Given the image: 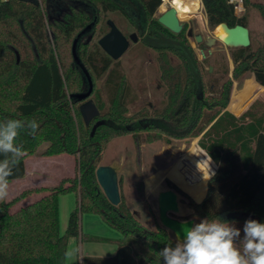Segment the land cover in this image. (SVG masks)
Instances as JSON below:
<instances>
[{
	"label": "trees",
	"instance_id": "16d2710c",
	"mask_svg": "<svg viewBox=\"0 0 264 264\" xmlns=\"http://www.w3.org/2000/svg\"><path fill=\"white\" fill-rule=\"evenodd\" d=\"M60 1L0 0V121L26 119L39 124L35 136L21 130L16 142L25 155L8 181L25 176L24 160L42 143L47 144L42 156H72L77 173L54 187L25 191L0 203V264H66L71 240L117 246L112 258L83 257L80 264H163L159 252L175 245L173 236L158 223L152 230L140 223L122 200L119 178L120 203L116 207L107 201L95 178L106 144L127 135L137 147L166 139L199 138L196 146L216 168L211 179H205L209 176L207 166L191 156L189 166L182 168L178 163L172 170L181 173L187 169L197 175L192 188L200 193L201 202H191L192 214L182 220L220 218L241 229L242 235L246 220L264 223V43L253 48L250 39L247 48L229 49L233 80L251 73L252 81L260 87L250 107L230 112L226 108L232 81L228 78L214 90L206 80L209 57L197 58L185 25L174 34L154 18L161 0H66L61 11L54 10L61 7ZM241 2L244 12L238 16L229 0H201L208 27L214 30L225 23L229 28L240 25L248 29L250 10H256L264 20V3ZM134 12L143 16L144 28L137 27L131 17ZM107 13L126 18L139 39L135 46L154 53L161 93L157 105L129 111L134 95L119 60L108 57L98 42L91 43L100 15ZM105 27L106 22L98 32L105 34ZM78 36L75 61L72 46ZM89 45L91 49L81 53ZM67 48L70 65L63 59ZM223 68L227 75L226 62ZM85 74L92 92L77 101L75 96L88 90ZM103 75L105 111L102 104L90 99L95 94L92 77ZM89 100L99 116L86 126L79 107ZM240 115L242 118L236 117ZM247 116L252 120H246ZM151 186L148 184V190ZM34 193L41 196L13 210ZM66 194H74L77 202L61 233L58 199ZM83 215L98 216L121 237L110 240L83 233Z\"/></svg>",
	"mask_w": 264,
	"mask_h": 264
},
{
	"label": "rangeland",
	"instance_id": "374dc122",
	"mask_svg": "<svg viewBox=\"0 0 264 264\" xmlns=\"http://www.w3.org/2000/svg\"><path fill=\"white\" fill-rule=\"evenodd\" d=\"M255 2H262L264 0H254ZM201 5V15H191L185 21L181 23L185 25V33L191 28L193 30V36L189 39L190 45L197 55L199 60L209 57V75H206V80L212 85L214 90H216L226 79L232 81V90L230 95L229 104L226 111L230 108V104H234L238 98L247 89V84L252 81L253 76L251 73H246L240 76L236 81L233 80L231 71L233 65L230 59L229 49L226 48L221 43H216L212 48H207L204 45V40L207 37L214 35V30H211L207 25V19L204 12L201 0H199ZM66 4V0L60 1L59 8H54V10L61 11L62 5ZM163 0H161V5ZM159 6L154 18L157 19L160 14L169 8V5H165L164 9ZM243 8V6H242ZM244 12V9H243ZM243 14V13H242ZM132 19L136 22L139 29L144 28L143 16L140 12H134L131 15ZM108 20H111L120 32L128 38L131 34L136 33L135 28L128 22L126 18L118 13H107L100 15V21L96 34L91 43H97L98 40L103 37L107 32V27L104 28L105 34L99 33V28L105 24ZM247 25L250 31V39L253 48L264 43V20L261 19L259 13L256 10H250L247 15ZM201 36L202 42L196 43L194 37ZM138 39V37H137ZM139 39L137 40V43ZM137 43L133 44L130 42L127 52L119 59L121 68L130 84L131 90L134 95V101L130 103L129 111H135L142 106H154L157 105L161 100V93L158 84V71L157 66L154 61V53L151 50H140L139 45L135 46ZM91 45L88 47H83L81 53L89 51ZM63 59L66 64L70 65V55L69 48L63 51ZM224 62L228 66V74H224ZM106 75L101 78L96 79L94 77L93 81L95 84V94L91 96V100H96L97 103L102 104V111L107 109L106 106V91L103 86V82ZM234 92V96L232 93ZM260 93V88L256 90L245 100L238 108V111L244 110L253 104ZM236 116L238 118H242ZM246 120H252L251 117H245ZM169 140V143L167 142ZM193 140L189 141H177L172 139L162 140L152 144H144L140 147L135 145V142L131 136L127 135L124 137L115 138L106 144L105 149L102 154V159L99 166H117L118 168V178L120 182V192L122 195V200L128 207V209L135 214L137 219L142 223L147 229H154L155 224L158 223V212H157V194L161 191L172 189L166 183L167 180L171 185L175 186L178 193V202L180 212L178 214H172L173 218L184 221L182 219L189 218L192 214V210L189 208V204L194 200L197 203L201 202V197L199 192H195L192 188L195 184L197 175L195 172L190 173L187 169L180 172H174L165 175L171 166H173L178 160L182 168L186 165L189 166V158L191 156L198 159L202 164L207 166V171L209 175L213 171L212 162L208 161L205 156H201L198 149L196 148L193 152L189 150L192 147ZM47 144H40L35 152L26 157L31 158L35 156L42 155ZM194 160V159H193ZM61 161H57L55 165H49L48 171L53 173L61 172L62 176L69 179L76 176V169L73 173V177H69L73 171L74 163L69 158H65ZM61 165V167H59ZM202 172V171H201ZM203 176V175H202ZM163 177L166 178L163 180ZM169 178V179H168ZM160 179L163 181L155 187L151 192L148 190V184H156ZM180 188H178L174 183ZM189 194L191 196H189ZM67 195V194H66ZM65 196V195H64ZM67 198V197H64ZM192 198V199H191ZM66 204H64L65 208ZM62 205V214L60 213L59 226L60 231L63 233L67 226L68 214H64L65 210ZM64 211V212H63ZM85 216V215H84ZM90 218H94L93 216ZM98 218V217H97ZM195 223H199L202 219L191 218ZM83 221V232L86 231V223ZM102 221V220H101ZM110 231H114L110 227H107ZM115 232V231H114ZM169 232V231H168ZM170 233V232H169ZM171 234V233H170ZM172 235V234H171ZM113 244V243H112ZM81 247H77L75 242L73 245L68 246L67 253L69 256H73L74 252V263L76 261V255L82 251ZM70 262V259H68Z\"/></svg>",
	"mask_w": 264,
	"mask_h": 264
},
{
	"label": "clouds",
	"instance_id": "9594fccd",
	"mask_svg": "<svg viewBox=\"0 0 264 264\" xmlns=\"http://www.w3.org/2000/svg\"><path fill=\"white\" fill-rule=\"evenodd\" d=\"M36 135L39 124L35 120L6 119L0 121V201L8 195V178L13 167L25 155L17 144L21 130ZM210 175L205 179H211ZM183 240L174 246L163 247L159 255L163 264H264V223L248 219L241 229L220 218L202 219L190 228H183Z\"/></svg>",
	"mask_w": 264,
	"mask_h": 264
},
{
	"label": "water",
	"instance_id": "95a60500",
	"mask_svg": "<svg viewBox=\"0 0 264 264\" xmlns=\"http://www.w3.org/2000/svg\"><path fill=\"white\" fill-rule=\"evenodd\" d=\"M157 21L160 25L174 34L179 33L183 28V24L177 19L176 11L170 6L166 11L160 14ZM106 25L108 27V32L98 40V46L113 61H117L127 52L130 42L133 44L137 43V35L133 33L126 38L111 20H108ZM90 28L91 26H89L87 30ZM186 36L187 38L193 36V30L191 28L187 31ZM78 38L79 36L74 40L72 46V53L75 61V46ZM194 39L196 43H201L203 40L201 36H196ZM217 42L228 49L247 48L250 45L249 30L240 25L229 28L225 23H221L214 29V35L204 40V45L207 48H212ZM87 84V92L75 96L77 101L84 100L90 96L92 84L88 76ZM79 112L86 126L90 125V123L99 116V111L91 100L83 103L79 107ZM167 142L169 143V140ZM95 178L107 201L112 206H118L120 203V194L117 166H98L95 170ZM157 212L160 226L169 231L176 242L178 238L183 240L185 235L183 228L185 226L190 228L194 225L193 219L180 221L170 216L180 212L178 193L174 190L168 189L157 194Z\"/></svg>",
	"mask_w": 264,
	"mask_h": 264
},
{
	"label": "crops",
	"instance_id": "0c3cea01",
	"mask_svg": "<svg viewBox=\"0 0 264 264\" xmlns=\"http://www.w3.org/2000/svg\"><path fill=\"white\" fill-rule=\"evenodd\" d=\"M257 88H260V87L258 86ZM198 139L199 138H196L193 140L192 147L189 150H192V148L193 150H195L197 148L201 156H205L208 161L212 162L207 157V155L196 146ZM65 158H69L74 163L73 171L69 176V177H73V173L75 171V159L72 156L61 154V155L49 156V157L40 155V156L31 157V158H26L24 160V166H25V171H26L25 176L21 179L8 181L9 182V188H8L9 195L4 201H0V203L9 202L13 200L14 198L18 197L21 193L25 191H30V190L39 189V188H50V187L56 186L62 179H65V177L61 175L62 174L61 172L53 173V172L48 171V169L50 168L49 165H55L57 161H61L60 164L62 165V162L64 161ZM178 162L179 160L173 166H171L167 171H165L164 172L165 175L169 176L170 172L178 165ZM61 165H59V167H61ZM212 165H213V169L215 170L216 166L213 164V162H212ZM214 170L211 171V174L214 173ZM164 179L166 178L163 177V180ZM163 180L160 179L155 185L153 184L150 188V191H152ZM206 186H207V183H206ZM40 196L41 194L34 193L24 198L13 208V210L38 199ZM189 196L191 195L189 194ZM64 197H67V198H64ZM192 201L194 203H197L194 200ZM76 202H77V197L74 194H67L65 196L62 195L59 197L58 199L59 220H60V213L62 214V205L64 208V204H66L63 210H65L64 214H68L69 216L71 211L75 208ZM92 216L94 218H90ZM97 217L98 216H95V215H85V216L83 215L81 218L82 232H83V221L84 219H87L85 220V223L87 226L85 234H88L90 236H95V237L107 238L110 240H116L121 237L119 233H117L116 231L115 232L110 231L107 228L108 226L105 225L99 217L98 218ZM74 242L77 247H81L80 245H82V248H81L82 251L79 254V256L76 255L77 259L75 263L73 261L74 252H73V256H69V254L67 253L66 264H80L81 259L83 257L112 258L115 256L117 252V246L114 243L112 244V243H98V242H81L78 240H71L69 245H73ZM68 259H70V262L68 261Z\"/></svg>",
	"mask_w": 264,
	"mask_h": 264
},
{
	"label": "bare ground",
	"instance_id": "6f19581e",
	"mask_svg": "<svg viewBox=\"0 0 264 264\" xmlns=\"http://www.w3.org/2000/svg\"><path fill=\"white\" fill-rule=\"evenodd\" d=\"M165 5H169L176 11L177 19L180 22L185 21L191 15H201V17H204L201 13V5L199 0H163V4L161 5L162 10L164 9ZM257 87V84H255L253 81H250L247 84V89L234 104L231 103L232 106L228 109V111L235 112L239 106L249 98V96L256 90ZM232 96H234V92L232 93Z\"/></svg>",
	"mask_w": 264,
	"mask_h": 264
},
{
	"label": "built area",
	"instance_id": "2783aa9c",
	"mask_svg": "<svg viewBox=\"0 0 264 264\" xmlns=\"http://www.w3.org/2000/svg\"><path fill=\"white\" fill-rule=\"evenodd\" d=\"M229 3L233 4L234 12L236 15L240 16L243 13L241 0H229Z\"/></svg>",
	"mask_w": 264,
	"mask_h": 264
},
{
	"label": "flooded vegetation",
	"instance_id": "af4514ba",
	"mask_svg": "<svg viewBox=\"0 0 264 264\" xmlns=\"http://www.w3.org/2000/svg\"><path fill=\"white\" fill-rule=\"evenodd\" d=\"M170 190H174V189H170ZM175 191V190H174ZM176 192V191H175Z\"/></svg>",
	"mask_w": 264,
	"mask_h": 264
}]
</instances>
